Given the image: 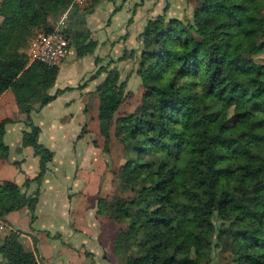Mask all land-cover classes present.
Here are the masks:
<instances>
[{"label": "trees", "instance_id": "obj_1", "mask_svg": "<svg viewBox=\"0 0 264 264\" xmlns=\"http://www.w3.org/2000/svg\"><path fill=\"white\" fill-rule=\"evenodd\" d=\"M72 1H0V96L11 90L29 116L23 144L40 157L33 180L39 184L54 154L40 143L30 115L63 91L50 94L60 67L29 65L25 47L36 30L52 33L50 18L57 21ZM193 1L198 7L189 27L166 25L159 16L142 34L147 50L139 73L151 103L144 114L119 121L118 136L137 159L122 166L114 181L117 191L129 188L136 197L99 198V214L128 222L114 245L123 264H210L220 245L233 264H264V63L255 59L264 0ZM63 33L78 59L95 53L98 43L88 27L68 23ZM191 79H200L202 89ZM124 88L119 73L111 71L95 92L107 156ZM11 122L0 124L4 154ZM37 204L38 196L14 182L0 184L3 217L25 208L34 215ZM20 238L13 231L0 235L3 264H37Z\"/></svg>", "mask_w": 264, "mask_h": 264}, {"label": "crops", "instance_id": "obj_2", "mask_svg": "<svg viewBox=\"0 0 264 264\" xmlns=\"http://www.w3.org/2000/svg\"><path fill=\"white\" fill-rule=\"evenodd\" d=\"M129 1L100 0L87 16L86 23L94 33L97 49L99 45L114 44L115 34L119 36L126 31L128 25L123 26L122 20L130 14ZM144 10L135 11L129 30L136 32L147 21ZM80 14L85 15L77 10L72 16L76 18ZM118 46L120 43L113 47ZM77 69L76 62L64 64L50 90L51 95L59 90L63 93L44 107L36 106L30 115L34 125L40 128V143L54 154L40 184L33 181L41 171L40 157L32 147L23 144L24 134L30 131L29 116L20 111L11 90L0 96V124L12 120L3 137L6 153L0 148V184L11 181L28 196H38L34 215L25 208L7 215L6 219L20 235L21 242L29 241L28 250L35 254L37 264H114L112 255L118 231L108 225L111 220L99 214L98 208L99 198L111 196L113 179L103 153L104 139L97 128L96 116H90L88 107L103 77L87 82V73ZM78 78L84 79V83L73 84ZM76 102L77 112L83 116L79 125L72 114ZM9 233L0 235L4 239Z\"/></svg>", "mask_w": 264, "mask_h": 264}, {"label": "rangeland", "instance_id": "obj_3", "mask_svg": "<svg viewBox=\"0 0 264 264\" xmlns=\"http://www.w3.org/2000/svg\"><path fill=\"white\" fill-rule=\"evenodd\" d=\"M1 1V0H0ZM111 2H115V0H109ZM100 0H85L83 4L78 7V10H81L82 13L84 12L85 15L80 14L79 16L71 17L70 22L71 24L75 25L77 29H81L83 27H88L86 23V18L89 14H91ZM130 14H128V19L125 18L122 20V25L127 26L125 32L121 35L115 34V42L114 44H109L108 46L102 47L99 45V48L93 55H89L86 60L80 62L81 59L76 57V52H74V48H72V53H70L68 59L63 63L64 64H71L76 62L77 70L81 72V70L87 73L88 81H92V77L95 75L97 76L99 73V77H103L99 80L100 84H102L108 77L111 71H117L120 75V83H124V102L122 103L121 107L117 111L114 117V121L112 124L111 130V142H110V155L107 156L104 153V144H103V153L106 156V165L108 171L112 175L113 183L110 186L109 194L111 193L110 197H107V200H112V198L116 196H121L125 199H131L136 197L134 193H132L129 188L122 187L118 191L116 190L117 185L115 181V173L126 163H128L131 159H137V154L133 152L131 148L126 147L123 142L120 140L118 136V129H119V121L129 117L130 115H141L144 114L149 110L150 107V99L146 97V90L144 88L143 79L139 73L141 63H142V56L144 52L147 50V46L145 43V39L142 38V34L145 31L147 25L151 22L156 20L159 16H162L165 19L166 25L171 23L179 22L184 27H189L194 22V14L195 10L198 7V3L196 1L190 0H130ZM122 4V3H121ZM145 8V12L148 15L147 21L144 20L142 23L143 26L139 27L140 29L134 32L135 30H129L133 24V19L135 18V11L141 10ZM118 7H116L115 11H118ZM2 17H0V24L2 23ZM56 19L50 18V25L55 26ZM83 23V24H82ZM82 24V25H81ZM48 29H38L35 31L33 37L29 40L28 45L25 47V53L27 55L29 65L33 64L30 63V53L34 47L35 40L40 34H47ZM92 32V37L93 36ZM95 39V38H94ZM100 38H98V41ZM103 41V40H101ZM109 42V41H108ZM110 43V42H109ZM117 43H120L121 46L114 48L113 46ZM256 46L259 49V52L255 55V59L258 63H264V31L260 32V37L256 42ZM62 65V66H63ZM60 66V68L62 67ZM90 74V75H89ZM174 78L175 73H169L168 77ZM81 77V76H80ZM192 82L196 81L198 87L202 89L203 82L200 79H191ZM79 82L84 83V79L80 81L74 80L73 84H78ZM99 84V85H100ZM98 85V86H99ZM97 86V87H98ZM81 87V85L79 86ZM96 87V89H97ZM95 96L91 97L89 100V112L91 117H95V122L97 123V128L100 131V123L98 119V114L101 106V102L99 96L93 93ZM77 103L73 106V115L75 117L76 125H79L82 120L83 116L82 113L77 112L76 106ZM40 107V105H37ZM94 122V121H93ZM95 122L91 124L94 127ZM101 135V132H100ZM101 137H103L101 135ZM145 160L151 159L150 155L144 156ZM104 216L109 218L108 225L114 227L115 230L118 231L119 234L125 230L128 226V222H115L111 219L110 213H106ZM246 228H252L251 224H247ZM145 230H150L145 229ZM117 236V237H118ZM214 238V237H213ZM117 240V238H116ZM116 242V241H115ZM22 243L28 249L29 248V241L27 239H22ZM115 245V243H114ZM114 251V249H113ZM223 245H220L214 249L212 253V262L210 264H233L232 263V254L231 253H223ZM115 255V256H114ZM112 255V260L114 264H123V261L116 256L115 252ZM0 262L3 264V260L0 257Z\"/></svg>", "mask_w": 264, "mask_h": 264}, {"label": "built area", "instance_id": "obj_4", "mask_svg": "<svg viewBox=\"0 0 264 264\" xmlns=\"http://www.w3.org/2000/svg\"><path fill=\"white\" fill-rule=\"evenodd\" d=\"M85 0H73L57 19L54 31L49 34H40L35 40L34 47L29 55L30 63H43L49 66L60 67L68 59L71 52V40L65 36L70 18ZM14 231L6 217L0 213V233Z\"/></svg>", "mask_w": 264, "mask_h": 264}]
</instances>
